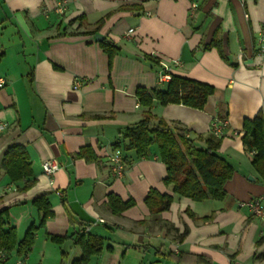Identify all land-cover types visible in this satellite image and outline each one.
I'll use <instances>...</instances> for the list:
<instances>
[{"label":"crops","instance_id":"1","mask_svg":"<svg viewBox=\"0 0 264 264\" xmlns=\"http://www.w3.org/2000/svg\"><path fill=\"white\" fill-rule=\"evenodd\" d=\"M96 33L117 46L111 58ZM262 36L264 0H0V163L21 144L33 180L20 190L24 181L0 167V210L19 240L39 223L34 198L45 196L53 212L28 253L5 251L6 264H72L81 232L102 238L88 264H264V223L247 205L264 208V179L241 139L244 120L264 113ZM165 72L214 87L202 109L154 100L149 110L153 122L185 128L198 148L220 137L217 152L233 168L221 200L172 192L156 144L145 157L121 151V175L109 164L115 142L146 110L137 89L164 90ZM49 158L59 165L53 176L42 168ZM151 188L171 194L168 209L149 211ZM110 192L134 204L115 213ZM170 252L185 254L182 262Z\"/></svg>","mask_w":264,"mask_h":264},{"label":"trees","instance_id":"2","mask_svg":"<svg viewBox=\"0 0 264 264\" xmlns=\"http://www.w3.org/2000/svg\"><path fill=\"white\" fill-rule=\"evenodd\" d=\"M102 21L101 19L99 23ZM98 43L110 58L117 50V46L105 38L99 40ZM213 91L214 87L207 82L203 83L175 74H171L164 90L157 87L138 88L137 98L146 110L134 125L127 126L122 133L121 140L115 142V147L120 149V153L123 150H134L138 157H145L148 155L150 147L156 144L159 159L166 167L163 183L171 186L172 192L197 202L207 198L223 199L225 196L223 186L231 177L233 168L217 152L220 137L215 139L213 134H210L205 139L207 146L198 148L194 145L193 140L187 137L185 128L178 124L170 126L162 119L153 122V116L149 110L154 100H157L161 105L175 103L193 109H202L208 95H211ZM242 130L241 139L244 149L252 153L251 166L259 178L264 179V113L257 112L252 119L244 120ZM125 159L122 157L123 164H125ZM0 167L11 182L24 181L20 190H25L31 185L33 181L29 179L32 176L31 165L27 152L21 144L7 148ZM171 201V194L160 193L154 188L147 192L144 199L151 213L168 209ZM32 203L41 212V217L37 226L31 225L20 240L16 239V230L13 226L5 227L8 209L0 210V250L10 252L15 249L19 254H26L31 250L35 230L38 227H43L45 220L53 215L45 196H37ZM108 203L115 213L134 204L132 200L122 201L111 192L108 194ZM51 240L57 243L63 241L61 237L57 236H51ZM76 242L81 249V255L72 264H88L90 257L98 255L103 248L102 238L90 233H79ZM184 256L185 254L173 252L166 255L167 258L174 259L177 263H181Z\"/></svg>","mask_w":264,"mask_h":264},{"label":"built area","instance_id":"3","mask_svg":"<svg viewBox=\"0 0 264 264\" xmlns=\"http://www.w3.org/2000/svg\"><path fill=\"white\" fill-rule=\"evenodd\" d=\"M57 8L61 9V7H57ZM133 31H134V28H129L125 33L126 36H129L130 34H132ZM259 40L261 42H264V36H262L261 39ZM259 56L261 58L264 57V45H261ZM168 62L170 61L163 60V65L165 69L167 70H168V67L166 63ZM174 63H177V62L174 61ZM170 76H171V73L165 72L159 77V80L170 79ZM3 85H4V80L3 78L0 77V87H2ZM4 127L5 125L3 123H0V131H2ZM213 130H214V133L217 134L219 132V126L214 125ZM109 164L111 165L112 169L116 172V174L121 175L124 164H123L121 153L118 149L115 150V153H112L109 156ZM42 168H43L44 174H46L47 176H53L59 169V165H58V162L54 158H49L43 161ZM2 192H3V188L0 187V194H2ZM247 205L249 206L250 210L261 219L262 223H264V208L260 207L257 201H249ZM6 261H7V255L5 251L0 250V264H6ZM15 264H27L26 258L24 257V258L17 260Z\"/></svg>","mask_w":264,"mask_h":264},{"label":"water","instance_id":"4","mask_svg":"<svg viewBox=\"0 0 264 264\" xmlns=\"http://www.w3.org/2000/svg\"><path fill=\"white\" fill-rule=\"evenodd\" d=\"M103 37L101 36V35H99V34H97L96 33V35H95V39L96 40H101ZM250 179H253V178H251V176L249 177Z\"/></svg>","mask_w":264,"mask_h":264},{"label":"rangeland","instance_id":"5","mask_svg":"<svg viewBox=\"0 0 264 264\" xmlns=\"http://www.w3.org/2000/svg\"><path fill=\"white\" fill-rule=\"evenodd\" d=\"M11 264H13V262H12ZM14 264H15V263H14Z\"/></svg>","mask_w":264,"mask_h":264}]
</instances>
